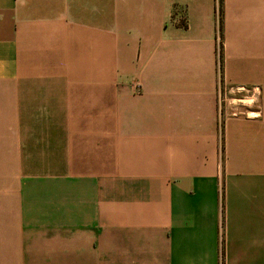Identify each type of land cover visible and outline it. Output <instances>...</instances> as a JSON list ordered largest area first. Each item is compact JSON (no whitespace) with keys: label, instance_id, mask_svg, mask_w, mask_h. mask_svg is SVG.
Segmentation results:
<instances>
[{"label":"crops","instance_id":"crops-1","mask_svg":"<svg viewBox=\"0 0 264 264\" xmlns=\"http://www.w3.org/2000/svg\"><path fill=\"white\" fill-rule=\"evenodd\" d=\"M221 235L264 264V0H0V264H219Z\"/></svg>","mask_w":264,"mask_h":264},{"label":"built area","instance_id":"built-area-1","mask_svg":"<svg viewBox=\"0 0 264 264\" xmlns=\"http://www.w3.org/2000/svg\"><path fill=\"white\" fill-rule=\"evenodd\" d=\"M218 54L220 55L221 54V38L219 37L218 38ZM219 62H220V59H218ZM222 228H221V232H222ZM220 262L219 264H224V254H223V244H222V235L220 237Z\"/></svg>","mask_w":264,"mask_h":264},{"label":"rangeland","instance_id":"rangeland-1","mask_svg":"<svg viewBox=\"0 0 264 264\" xmlns=\"http://www.w3.org/2000/svg\"><path fill=\"white\" fill-rule=\"evenodd\" d=\"M230 93H227V92H225V91H222L221 92V98H220V101H221V105L222 106H224V104H226V103H228V99H229V97H230ZM235 104L237 103V102H235V101H233ZM237 105H242L241 103H237Z\"/></svg>","mask_w":264,"mask_h":264}]
</instances>
